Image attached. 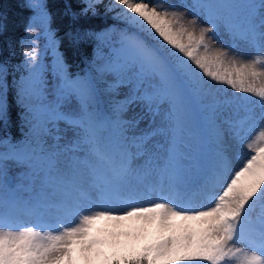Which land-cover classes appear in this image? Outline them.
I'll return each instance as SVG.
<instances>
[{
	"label": "snow or ice",
	"instance_id": "1",
	"mask_svg": "<svg viewBox=\"0 0 264 264\" xmlns=\"http://www.w3.org/2000/svg\"><path fill=\"white\" fill-rule=\"evenodd\" d=\"M99 3L86 0L85 13L94 14ZM114 3L123 6L118 18L128 28L119 31L96 68L107 83L103 92L90 74L69 78L58 57L56 103L26 102L44 99V81L34 42L23 46L31 72L15 87L29 134H46L47 113L76 135L63 146L56 137L52 150L37 139L8 144L9 150L0 152V264H264V124L233 168L222 125H228L233 141L245 144L253 109L245 107L238 120L221 119L226 108L238 112L237 101L251 102L254 96L264 121V0H194L185 6L194 10L189 23L166 0ZM27 6L42 9L41 22L51 37L40 0ZM201 16L209 26L197 34ZM221 30L255 49V55L229 56L235 44L214 50ZM110 33L89 35L103 42L111 40ZM7 75L0 65L5 126ZM108 76L114 78L110 83ZM218 85L248 95L221 98ZM125 86L128 94L116 99ZM73 99L78 110L61 111ZM137 102L150 114L139 134L140 120L124 118ZM9 161L27 168L20 177L26 185L9 176ZM199 195L208 202L198 203ZM61 215L74 220L53 227Z\"/></svg>",
	"mask_w": 264,
	"mask_h": 264
},
{
	"label": "rangeland",
	"instance_id": "2",
	"mask_svg": "<svg viewBox=\"0 0 264 264\" xmlns=\"http://www.w3.org/2000/svg\"><path fill=\"white\" fill-rule=\"evenodd\" d=\"M149 2L155 3L156 0H149ZM166 2L168 4L177 6V10L184 14L185 23H189L193 19L194 10L191 8H186L185 6L193 4L194 0H166ZM40 3L43 5V0H40ZM116 6H119V8L117 9L118 15H119L123 6L118 5V4H116ZM41 12H42L41 8H36L35 12L31 16V22L29 25L33 29V32L31 35H29L30 40L28 44L29 46H33V42H34L35 51L39 53V74L44 81V99L39 102L30 99L26 102L34 103V104L50 105V104H55L57 100L56 85L60 82L59 71H58V66H57V59L58 57H60V54H58V50H57V46H58L57 41L55 40L53 35L49 37L48 33L45 31V28L42 25ZM208 26L209 25L207 23V20L203 16L199 17L197 20V34L199 33L200 27L206 28ZM48 28L50 32L53 34V30L50 28L49 24H48ZM125 28H128L127 24L123 25V24H120L118 21H116L112 23L111 25H109L108 28L98 32V33H105L107 30H111V33H110L111 40L104 41V47L100 49L99 51L105 50L106 52L99 55L97 60H95L93 63L91 62L92 68H91V71H88L87 75L93 74V77H95L97 80L98 88H100L101 86L100 88L101 90L107 87V83H105V79H102L98 75V73L96 72V68L105 62L103 58L108 55L111 46H113L115 44V40L118 39L119 31ZM129 30L134 31V29H129ZM209 36H211V33H209ZM219 39H220V43L212 44V47L214 50L219 49L222 46L227 48L229 45L235 44V47L230 49L229 56H232L234 54L237 57H243V58L249 59L255 55V49L251 48L249 45H247L243 41H240V40L233 41L230 35L227 32H224L223 30H221ZM99 41L100 40H98L97 42L99 43ZM30 72H31V69L24 66V72L21 74L18 81H20L22 77L28 78L30 76ZM66 74L68 75L67 71H66ZM78 76L83 77L84 75L77 74L74 77H69V76L68 77L71 79H75ZM113 79L114 78L112 76L106 77V80L109 83L112 82ZM257 86H259V84ZM218 87L220 89H223V91L218 94L221 98H224V97L231 98L233 96L243 97V96L248 95L246 93L233 92V90L228 88V86L226 85H218ZM118 92H119V95L116 96V99H123L124 96L128 94L129 87L127 86L121 87L118 90ZM104 96L109 99L108 94L105 93ZM257 100L258 98L253 96L251 97V102L237 101V103L241 105L238 112L235 109L228 107L222 113V118H221L222 120L223 119L238 120L246 115V112L244 110L245 107L253 109V112H252L253 118L245 124V132H244L245 144H240V143L233 141L228 131V125L227 124L222 125L224 129L225 140L230 145V155L232 156V159H233V168L237 167L239 164L238 156L247 154L248 150L246 148V142L253 139L255 134L260 130L262 124H264V121H261L259 119L261 108L258 105V103H256ZM163 107H166V106H163ZM77 110H78V106H77V102L75 101V99H73L70 104H63L61 108V111L66 112V113L75 112ZM142 117L143 119H141ZM124 118L128 120H133V121L140 120L139 126L136 130L137 134H139L141 130L147 129L149 120H150V114L147 112L145 106L142 103L137 102L129 107L128 111L125 113ZM43 119H44V127L47 129L46 134L38 133L37 135H30L29 134L30 125H28L27 131L25 134L26 139L21 142H16V143L14 142L12 144H17V143L25 144L26 142L35 144L37 139H42L44 141L45 148L47 150H52L53 146L57 144V140L55 139L56 137H60V140L58 141V143L62 146L71 143V141L75 138V135H76L75 130L69 124H67L64 120H55L51 116H49L47 113L44 114ZM160 119H161L160 117L156 118V125L160 124ZM193 130L195 131L196 129H193ZM156 139L163 142L162 138L158 137ZM4 140L8 141L7 139H4ZM8 150H9L8 143L0 144V152H7ZM8 163H9V176L15 178L17 183L23 182L26 185L28 181L27 180L21 181L20 177L23 173L27 171V168L22 165H17L14 161H9ZM24 194L27 195L26 193ZM156 195H157L156 193H153L152 198H155ZM196 200L198 203L208 202L207 197L204 195L197 196ZM83 210H86V208ZM259 211L260 209L259 207H257L256 211L253 212L252 214L253 221H255V218L257 214L259 213ZM72 220H74L73 216L61 215L60 217L54 218L52 220V226L55 227L57 223H69ZM101 226H102V223L97 225V227H101ZM108 250L109 249H105V251H108Z\"/></svg>",
	"mask_w": 264,
	"mask_h": 264
},
{
	"label": "trees",
	"instance_id": "3",
	"mask_svg": "<svg viewBox=\"0 0 264 264\" xmlns=\"http://www.w3.org/2000/svg\"><path fill=\"white\" fill-rule=\"evenodd\" d=\"M28 2L29 0H0V65L8 69L9 85L8 123L5 126L0 121V140L7 139L8 144L24 141L28 127L22 119L26 110L17 103L15 87V82H18L24 72L26 58L23 46H29L27 29L31 27V16L36 10L28 7ZM85 4L86 0H43V9L50 18L49 26L57 41L58 54L69 77L87 75L92 68L91 62L106 52L99 51L104 47V41L100 40L98 43L96 36L89 34L98 33L116 21L126 24L118 18L119 6H116L114 0H101L94 14L91 11L85 13ZM109 6H112L111 10ZM104 100L107 110L108 98L104 96ZM108 252L110 254V250Z\"/></svg>",
	"mask_w": 264,
	"mask_h": 264
}]
</instances>
